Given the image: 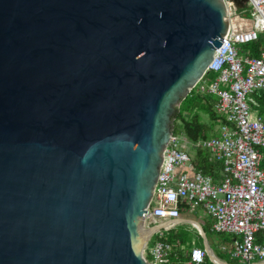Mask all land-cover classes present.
<instances>
[{"label": "water", "instance_id": "1", "mask_svg": "<svg viewBox=\"0 0 264 264\" xmlns=\"http://www.w3.org/2000/svg\"><path fill=\"white\" fill-rule=\"evenodd\" d=\"M222 0H0V264H147L172 116Z\"/></svg>", "mask_w": 264, "mask_h": 264}, {"label": "built area", "instance_id": "2", "mask_svg": "<svg viewBox=\"0 0 264 264\" xmlns=\"http://www.w3.org/2000/svg\"><path fill=\"white\" fill-rule=\"evenodd\" d=\"M222 2L228 30L206 68V77L213 78L191 90L215 98L213 133L193 142L172 132L142 216L147 264H205L207 254L194 241H167L184 216L196 211L211 219V232L235 238L229 251L235 264H264V244L255 237L264 232V115L254 98L264 93V0ZM260 38L263 44L251 48ZM200 150L221 164L218 182L193 168ZM202 226H193L200 235Z\"/></svg>", "mask_w": 264, "mask_h": 264}, {"label": "trees", "instance_id": "3", "mask_svg": "<svg viewBox=\"0 0 264 264\" xmlns=\"http://www.w3.org/2000/svg\"><path fill=\"white\" fill-rule=\"evenodd\" d=\"M263 44V38H260L252 47L255 49ZM257 55V54H256ZM213 78L211 75L210 80ZM254 98L259 101V111L264 115V93H257ZM215 98L209 95H197L194 91H191L188 96L180 103L178 110L172 116V132L178 134L183 132L189 141H197L199 139L208 138L213 133L215 124V115L212 111ZM201 115H206L208 122L204 123L201 120ZM193 168L200 170L204 175L211 176L215 182L220 179L221 164L213 161L211 156L205 151H197L192 161ZM206 229V228H205ZM204 230V229H203ZM207 231V229H206ZM260 234V233H259ZM260 236V235H259ZM256 241L262 242L257 238ZM219 241L227 243L230 237L217 236ZM178 240L180 243L185 244L188 240L184 234L180 232L170 233L167 241L169 243Z\"/></svg>", "mask_w": 264, "mask_h": 264}, {"label": "crops", "instance_id": "4", "mask_svg": "<svg viewBox=\"0 0 264 264\" xmlns=\"http://www.w3.org/2000/svg\"><path fill=\"white\" fill-rule=\"evenodd\" d=\"M250 47L252 48V46H250ZM212 111H213V108H212ZM199 213H201V211H196L193 214L185 215L184 216L185 217V220H184L185 222H182L181 225L182 226H191V227H193L194 225H202L203 224L202 230H200L201 234L203 233V235H200L198 233V231L194 227H193V229L196 230V233H197L198 236H202V238H203V240L205 242V249L202 247V241L201 240H199L198 242L195 243V245L197 247H199L202 250H204L206 252V254H207L206 255L205 264H212L210 262V260H215V261L217 260L219 262V264H235V261H232L231 258H230V255H229L230 245L232 244V242H233V240L235 238L231 234H223V233H213V232H211L210 231L211 219L205 216L207 218V221H206L202 216H198ZM204 228L207 229V231H206L207 234H209L210 236H213V237L216 236L215 241L213 243V246H214L213 249L210 247V244L206 240L205 232L203 230ZM263 234H264V232L258 234V237H257V238L260 239V236H261V240H262L261 244H264ZM217 236H227V237H230V240L227 243H224V242L219 241ZM256 243H260V242L256 241ZM222 245L226 246L224 252L221 251ZM215 249L219 251V253L223 257V259H219L218 257H216L215 251H214Z\"/></svg>", "mask_w": 264, "mask_h": 264}, {"label": "rangeland", "instance_id": "5", "mask_svg": "<svg viewBox=\"0 0 264 264\" xmlns=\"http://www.w3.org/2000/svg\"><path fill=\"white\" fill-rule=\"evenodd\" d=\"M247 27H250V24H247ZM210 78H211V75L209 74L206 77V81H204V84H207L208 81L210 80ZM209 97H211V96H209ZM177 110L178 109H176V111ZM201 120L204 123H207L208 122V118H207L206 115H201ZM198 216H202L207 221V218L205 216H203L201 213H199ZM174 231H177V232H180V233L184 234L186 237H188V240L189 241H194L196 243L199 240H201L202 241V247L205 249V242H204L202 236H198L197 233H196V231L191 226H182V225H180V226H177L174 229ZM204 232H205L206 240L210 244V247L213 249L214 248L213 243L215 241L216 236L213 237V236H210L209 234H207L205 228H204ZM263 238H264V234H263ZM214 251H215L216 257H218L219 259H223V257L221 256V254L219 253L218 250L215 249Z\"/></svg>", "mask_w": 264, "mask_h": 264}]
</instances>
